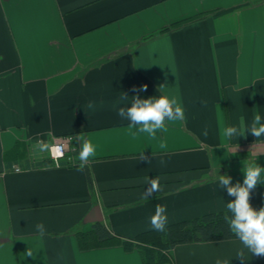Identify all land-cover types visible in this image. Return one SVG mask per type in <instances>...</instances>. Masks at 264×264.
<instances>
[{"label": "crops", "instance_id": "obj_1", "mask_svg": "<svg viewBox=\"0 0 264 264\" xmlns=\"http://www.w3.org/2000/svg\"><path fill=\"white\" fill-rule=\"evenodd\" d=\"M137 94L175 98L186 120L134 136L117 109ZM256 114L264 0H0V264H149L123 242L153 230L157 204L167 225L227 210L219 174L242 184L245 164L264 167V136H224ZM63 138L76 155L57 166L48 146ZM85 139L95 155L81 168ZM156 177L160 191L143 198ZM217 261L264 257L231 238L177 244L151 264Z\"/></svg>", "mask_w": 264, "mask_h": 264}, {"label": "clouds", "instance_id": "obj_2", "mask_svg": "<svg viewBox=\"0 0 264 264\" xmlns=\"http://www.w3.org/2000/svg\"><path fill=\"white\" fill-rule=\"evenodd\" d=\"M163 87V86H161ZM147 90V85L139 89L133 88L134 92H143ZM128 94L122 93L117 104H122L128 101ZM92 107V104H89ZM117 115L122 119L128 120L129 128H135L136 132L148 133L155 135L156 132L165 126V120L169 121H185V111L179 105L175 98L169 99L165 95L159 97L141 98L138 94L131 100L129 107H118ZM262 116L256 114L252 120L251 125L246 126L243 118L239 126H228L224 130V136L227 139L233 137L245 136L251 133L255 138L264 136V123H262ZM207 133L205 132V135ZM47 145H42L46 148ZM58 155H63L57 149ZM95 155V147L88 140H84L81 149L78 153V159L81 162V168L84 167L89 158ZM140 159H147L141 154ZM264 173V167L256 163L255 160L248 162L243 168V183L237 182L232 184V177L225 174L218 176L219 185L222 190L227 191L228 196L234 197L226 204L227 212L230 216L225 217L231 232L240 240L245 249L256 257H264V207L255 209L250 203L251 193L256 189L258 184H264L261 179V174ZM147 188H145L143 198H148L154 193L160 191L159 178L148 179ZM168 223L166 206L157 204L155 214L150 217V224L153 230L165 231ZM36 231L43 236L46 232L45 225L41 223L36 224ZM31 253L29 252V256ZM238 258L243 262L245 260V253L241 250ZM217 264H220L217 261Z\"/></svg>", "mask_w": 264, "mask_h": 264}, {"label": "trees", "instance_id": "obj_3", "mask_svg": "<svg viewBox=\"0 0 264 264\" xmlns=\"http://www.w3.org/2000/svg\"><path fill=\"white\" fill-rule=\"evenodd\" d=\"M70 155L74 157L76 150L71 151ZM88 178L92 187L90 174ZM250 203L257 210L264 207V186L256 187L251 193ZM226 215L230 216L227 210L207 212L191 219L170 223L163 232L151 230L139 235L135 242L125 240L123 243L127 248L138 247L149 264L168 261L171 249L177 244L237 238L229 228ZM93 229L100 240L113 238L104 223H96Z\"/></svg>", "mask_w": 264, "mask_h": 264}, {"label": "built area", "instance_id": "obj_4", "mask_svg": "<svg viewBox=\"0 0 264 264\" xmlns=\"http://www.w3.org/2000/svg\"><path fill=\"white\" fill-rule=\"evenodd\" d=\"M69 143H70V140L63 138V139L54 141L48 146L49 156L53 160L55 165L57 166L61 165V161L64 159H66L68 163L74 162L72 155H70L71 150H70ZM57 149H59V151L62 152L63 155H58ZM16 170H19V168H17Z\"/></svg>", "mask_w": 264, "mask_h": 264}]
</instances>
